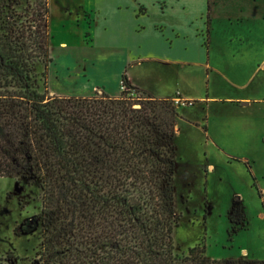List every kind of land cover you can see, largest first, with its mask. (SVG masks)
Masks as SVG:
<instances>
[{
    "label": "trees",
    "instance_id": "1",
    "mask_svg": "<svg viewBox=\"0 0 264 264\" xmlns=\"http://www.w3.org/2000/svg\"><path fill=\"white\" fill-rule=\"evenodd\" d=\"M49 18V0H0V177L39 182L38 264H264L175 253L177 106L125 75L118 97L50 94Z\"/></svg>",
    "mask_w": 264,
    "mask_h": 264
},
{
    "label": "rangeland",
    "instance_id": "2",
    "mask_svg": "<svg viewBox=\"0 0 264 264\" xmlns=\"http://www.w3.org/2000/svg\"><path fill=\"white\" fill-rule=\"evenodd\" d=\"M80 1L49 0L53 62L48 92L72 93L88 81L114 94L122 73L137 84H153L139 69H124L117 57L81 45L83 33L65 32L72 49H60L67 27L64 12L69 9L74 19ZM137 1L151 9L154 5L153 0ZM153 13L150 18L157 19ZM171 20L184 22L178 14ZM219 28L216 24L209 36L208 56L202 47L206 39L188 42L191 65L185 71L201 88L194 102L177 105L174 209L180 218L173 233L175 253L202 245L209 259L264 261V41H239L229 25L222 26L225 31ZM102 36L97 45L116 42ZM177 72L183 74L159 66L155 73L168 79ZM96 89L94 94L103 92ZM41 198L38 181L0 177V264H38ZM235 198L244 218L239 225L228 218Z\"/></svg>",
    "mask_w": 264,
    "mask_h": 264
},
{
    "label": "crops",
    "instance_id": "3",
    "mask_svg": "<svg viewBox=\"0 0 264 264\" xmlns=\"http://www.w3.org/2000/svg\"><path fill=\"white\" fill-rule=\"evenodd\" d=\"M153 1L151 9L145 1L81 0L74 19L73 12H69V9L64 12L67 27L63 28L65 40L60 42V49H72L66 33L72 34L76 31L80 35L83 33L84 40H81V45L89 50L105 51L106 54L117 57L119 64L125 65L124 69L129 66L139 69L144 77L149 79L152 77L153 84H137L133 79L127 78L130 85L155 98L173 100L178 97L183 102H194L195 95L199 92L197 86L201 88V84H193L190 73L185 71L191 65L190 59L187 58L190 50L189 41H195L197 38L206 39L207 47L204 50L208 56L209 36L215 30L216 24H220L221 28L229 25L235 30V36L239 41L251 38L264 41V0H194L193 3L187 0ZM153 11L157 19L150 18L154 16ZM170 13H174L172 17H169ZM177 14L184 22L177 24L169 21V18ZM221 28L220 32L225 31ZM102 35H108L111 41L116 42L106 46L97 45ZM159 66L164 69L183 70V74L178 75L177 72L168 79L158 78L155 72L159 70ZM51 67L52 63L49 66L48 81L52 74ZM122 75L124 74H121L120 80ZM96 88L108 94L102 86L88 81L80 86L78 91L72 93L52 91L51 94L89 97L93 96ZM119 94L120 87L117 92L108 95L118 97ZM199 99L203 101V98ZM242 100L245 101L247 98Z\"/></svg>",
    "mask_w": 264,
    "mask_h": 264
},
{
    "label": "built area",
    "instance_id": "4",
    "mask_svg": "<svg viewBox=\"0 0 264 264\" xmlns=\"http://www.w3.org/2000/svg\"><path fill=\"white\" fill-rule=\"evenodd\" d=\"M120 87H121V83H120ZM96 90V89H95ZM173 101H174V104L177 106L178 104H183V103H185V102H183V101H181L179 98H175V99H173Z\"/></svg>",
    "mask_w": 264,
    "mask_h": 264
}]
</instances>
